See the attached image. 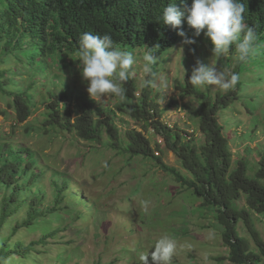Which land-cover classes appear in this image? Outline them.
Masks as SVG:
<instances>
[{
	"label": "rangeland",
	"instance_id": "obj_1",
	"mask_svg": "<svg viewBox=\"0 0 264 264\" xmlns=\"http://www.w3.org/2000/svg\"><path fill=\"white\" fill-rule=\"evenodd\" d=\"M184 32L196 43L184 44V37L179 36L171 47L157 55L159 61L153 70L164 77L167 87H146L147 96L162 109L163 123L193 134L195 143L199 144L203 139L196 118L199 101L194 95L181 97L177 87L191 76L197 60L228 72H233L239 63V100L219 111V122L228 137L232 161L244 159L247 177L255 178L259 156L264 150V55L255 53L248 62L241 63L236 59L233 45L228 54L216 58L203 32L199 37L194 36V31ZM124 51L131 52L138 62L133 66L132 78L135 96L139 97L145 79L142 72L145 50ZM78 60V55L65 56L51 65L53 73H42L35 79L34 89L38 91L33 97L35 105L23 122L14 121L10 99L0 95V140L35 152L28 154L27 162L31 164L25 175H15L9 181L0 179V206L4 202L10 215L0 226V248L18 251L14 257L5 258L7 264H141L140 256L149 252L151 260L152 247L163 235L172 237L177 244L172 264H233L217 258L227 257L228 250L222 244L216 208L201 206L191 189L182 187L154 160L116 152L104 142L81 140L72 132L40 127L48 91L67 93L66 101L70 102L78 94L90 98ZM16 65L11 61L1 67L13 69ZM203 91L212 96L218 89L213 86ZM102 99L93 102L99 112L95 115L100 116L105 107L118 111L117 107L127 101L114 96ZM114 120L120 134L134 128L142 131L152 148L155 142L163 145L158 143L161 138L151 134L152 129L143 131L126 114L119 112ZM103 139L107 140L105 134ZM155 155L188 175L171 151L161 148ZM25 161L20 159L21 169ZM29 201L42 213L38 223L12 231L25 216ZM229 206L244 209V195L229 201ZM251 221L264 242V212L252 214ZM53 229L58 230L54 236L37 242L43 231L48 233ZM235 230L248 243L249 251L258 253L241 220ZM256 264H264V256Z\"/></svg>",
	"mask_w": 264,
	"mask_h": 264
},
{
	"label": "trees",
	"instance_id": "obj_2",
	"mask_svg": "<svg viewBox=\"0 0 264 264\" xmlns=\"http://www.w3.org/2000/svg\"><path fill=\"white\" fill-rule=\"evenodd\" d=\"M171 2L172 0H0V95L10 99L14 121L23 122L30 115L35 105L34 93L38 92L34 89L35 79L42 73H53L51 65L63 60L65 56L78 55L77 42L85 32L100 36L110 34L118 49L147 51L148 48H153L156 55H160L177 41L178 31L193 32L194 29L187 25L186 19L182 20L179 29L164 25L163 9ZM242 2L246 5L245 22L254 28L258 37L255 53L263 56L264 0ZM184 3L190 6L192 0H176V5L181 10ZM11 61L17 63L13 69L1 67L3 63ZM233 72L239 74V63H236ZM57 77L55 74V78ZM189 78L190 76L179 84L177 89L181 97L194 95L199 101V108L196 110L197 127L203 135L199 144L195 143L193 134L162 122V109L148 98L146 87L136 97L132 77L124 85L127 100L124 106H118V111L105 107L100 116L95 115L99 112L93 107L92 98L78 94L70 102L66 101L67 93L48 91L49 98L43 103L44 118L40 127L72 132L81 140L100 144L104 142L116 152L154 160L160 169L170 173L182 187L191 189L200 199L201 206L216 208L222 244L228 250L227 257L217 258L227 259L233 264H256L264 256V242L251 221V215L264 212V150L259 156L255 178L247 177V162L244 159L232 161L229 140L223 133L218 114L221 109L239 100L241 86L238 82L234 90L227 93L218 90L211 96L189 84ZM61 102L63 103L59 105ZM246 110L250 113L248 108ZM262 110L264 120V107ZM119 112L137 121L143 131L152 129L151 134L161 138L163 145L155 142L152 148L142 131L134 128L125 129L120 134L114 120ZM104 134L107 140L103 139ZM161 148L171 151L188 175L167 165L154 154ZM0 149V179L9 181L15 175L23 176L27 173L26 169L31 164L27 162L28 154L35 152L16 148L2 140ZM20 159L26 160L23 169L20 168ZM241 195H244V209L231 208L229 201L239 200ZM4 206L3 202L0 206V226L10 216ZM40 213L29 201L25 216L13 226L12 231L20 226L38 223ZM239 220L259 249L258 253L249 251L248 243L237 236L235 225ZM57 231H43L37 242H45V238L54 236ZM17 252L16 249L6 251L1 247L0 259L11 255L12 258Z\"/></svg>",
	"mask_w": 264,
	"mask_h": 264
},
{
	"label": "clouds",
	"instance_id": "obj_3",
	"mask_svg": "<svg viewBox=\"0 0 264 264\" xmlns=\"http://www.w3.org/2000/svg\"><path fill=\"white\" fill-rule=\"evenodd\" d=\"M246 5L242 0H192L191 5L184 3L183 10L177 7L176 0H172L164 9L162 20L164 25L179 29L182 20L194 29V36L199 37L203 32L211 42L213 57L220 58L229 53L235 46L236 59L246 63L256 51L258 39L252 26L245 22ZM184 37V44H194L195 39L188 38L184 31H178ZM78 67L82 79L87 83V92L93 100L100 102L103 97L114 96L121 101L126 99L124 85L135 75L133 66L137 60L131 52L115 47L110 34L93 35L83 33L78 40ZM158 47V46H156ZM148 48L142 56V72L145 79L143 87L166 88L163 76H158L153 70L159 57ZM194 51V49L192 50ZM239 74L221 71L216 66L205 65L196 61L188 83L197 89L215 87L227 93L234 90L239 82ZM177 248L176 241L168 236H161L149 252L140 256L141 264H172ZM0 264H7L0 259Z\"/></svg>",
	"mask_w": 264,
	"mask_h": 264
},
{
	"label": "built area",
	"instance_id": "obj_4",
	"mask_svg": "<svg viewBox=\"0 0 264 264\" xmlns=\"http://www.w3.org/2000/svg\"><path fill=\"white\" fill-rule=\"evenodd\" d=\"M159 141H158V143H162V141H161V139H158ZM158 152H155V154H157Z\"/></svg>",
	"mask_w": 264,
	"mask_h": 264
}]
</instances>
